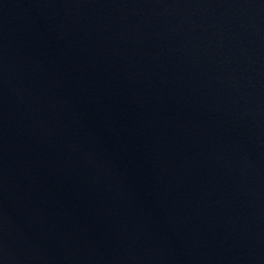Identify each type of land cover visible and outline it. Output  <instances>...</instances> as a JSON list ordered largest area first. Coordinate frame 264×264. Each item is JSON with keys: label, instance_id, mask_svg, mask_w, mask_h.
<instances>
[{"label": "water", "instance_id": "1", "mask_svg": "<svg viewBox=\"0 0 264 264\" xmlns=\"http://www.w3.org/2000/svg\"><path fill=\"white\" fill-rule=\"evenodd\" d=\"M0 264H264V0H0Z\"/></svg>", "mask_w": 264, "mask_h": 264}]
</instances>
